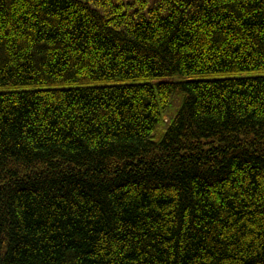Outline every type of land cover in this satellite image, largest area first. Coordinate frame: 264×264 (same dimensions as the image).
Segmentation results:
<instances>
[{"label":"trees","instance_id":"obj_1","mask_svg":"<svg viewBox=\"0 0 264 264\" xmlns=\"http://www.w3.org/2000/svg\"><path fill=\"white\" fill-rule=\"evenodd\" d=\"M0 264H264V0H0Z\"/></svg>","mask_w":264,"mask_h":264},{"label":"rangeland","instance_id":"obj_2","mask_svg":"<svg viewBox=\"0 0 264 264\" xmlns=\"http://www.w3.org/2000/svg\"><path fill=\"white\" fill-rule=\"evenodd\" d=\"M102 4H103V1H102Z\"/></svg>","mask_w":264,"mask_h":264}]
</instances>
